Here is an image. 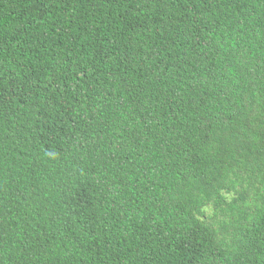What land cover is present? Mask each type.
I'll list each match as a JSON object with an SVG mask.
<instances>
[{"label":"trees","instance_id":"trees-1","mask_svg":"<svg viewBox=\"0 0 264 264\" xmlns=\"http://www.w3.org/2000/svg\"><path fill=\"white\" fill-rule=\"evenodd\" d=\"M0 264H264V0H0Z\"/></svg>","mask_w":264,"mask_h":264}]
</instances>
